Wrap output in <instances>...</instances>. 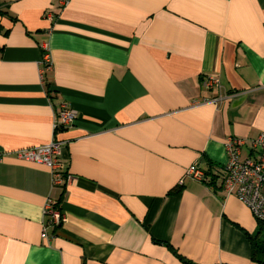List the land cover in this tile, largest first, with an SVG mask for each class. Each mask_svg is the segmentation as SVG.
Returning a JSON list of instances; mask_svg holds the SVG:
<instances>
[{"label": "crops", "instance_id": "0c3cea01", "mask_svg": "<svg viewBox=\"0 0 264 264\" xmlns=\"http://www.w3.org/2000/svg\"><path fill=\"white\" fill-rule=\"evenodd\" d=\"M57 1L0 0V264H257L222 168L228 138L247 160L264 134V0ZM61 104L71 179L43 239L50 169L14 153L51 141Z\"/></svg>", "mask_w": 264, "mask_h": 264}, {"label": "built area", "instance_id": "2783aa9c", "mask_svg": "<svg viewBox=\"0 0 264 264\" xmlns=\"http://www.w3.org/2000/svg\"><path fill=\"white\" fill-rule=\"evenodd\" d=\"M70 0H58L57 7L59 10L68 6ZM48 21H52L54 14L51 12L45 14ZM49 62L46 60L45 69H48ZM205 90L215 88L217 80L212 77H205L202 82ZM219 98L211 102L217 103ZM209 101H203L207 103ZM54 137L51 141L43 146L22 149L14 154L17 158L42 164L50 169L51 173V192L44 206V226L41 237L47 238V228H56L63 222V216L52 194L59 190L64 191L65 185L71 179V176L65 175L60 171V143L55 138V131L58 129H68L74 125L76 114L68 109L66 104H61L55 113ZM244 145L243 140L228 138L226 140L227 161L222 168L223 180L222 188L226 196H234L242 202L250 211L256 221H264V134H260L251 141L250 146L254 157L247 160H241V148ZM2 157L0 156V162ZM185 177L205 181V174L196 167H190Z\"/></svg>", "mask_w": 264, "mask_h": 264}, {"label": "trees", "instance_id": "16d2710c", "mask_svg": "<svg viewBox=\"0 0 264 264\" xmlns=\"http://www.w3.org/2000/svg\"><path fill=\"white\" fill-rule=\"evenodd\" d=\"M180 187L170 190L167 195H174L180 191ZM58 208V204H56ZM257 226L253 234L245 233L247 239L251 245V260L257 264H264V221H256ZM167 246H169L167 244ZM170 247V246H169ZM176 257L181 260L184 264H192L189 260L181 257L175 251Z\"/></svg>", "mask_w": 264, "mask_h": 264}]
</instances>
